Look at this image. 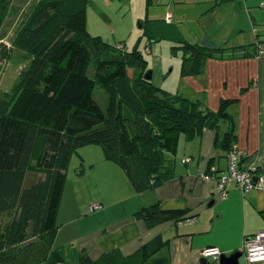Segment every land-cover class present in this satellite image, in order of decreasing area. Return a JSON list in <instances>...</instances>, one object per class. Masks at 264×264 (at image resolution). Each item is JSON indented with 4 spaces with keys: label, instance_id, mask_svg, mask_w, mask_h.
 <instances>
[{
    "label": "trees",
    "instance_id": "obj_1",
    "mask_svg": "<svg viewBox=\"0 0 264 264\" xmlns=\"http://www.w3.org/2000/svg\"><path fill=\"white\" fill-rule=\"evenodd\" d=\"M10 2L0 0V28ZM87 2L38 0L12 40L11 48L28 52L32 61L12 91L0 96V264H65L53 249L55 220L66 170L78 148L100 145L104 158L116 163L141 193L174 177L181 135L190 141L211 128L222 151L234 144L232 123L220 132L219 122L232 121L227 108L237 98L220 99L212 111L199 100L155 86L145 78L150 69L137 47L116 50L88 33ZM147 24V46L166 38L172 50H181L182 76L199 74L207 58H225L228 51V57L253 55L250 43L216 46L204 34L199 43H190L160 21ZM96 84L108 95L105 111L93 98ZM29 172L42 178L27 184ZM188 213V208L154 202L133 217L154 227L188 218ZM167 242L156 235L136 250L134 263L170 264L157 254ZM130 257L110 251L92 260L79 251L76 264H128Z\"/></svg>",
    "mask_w": 264,
    "mask_h": 264
},
{
    "label": "crops",
    "instance_id": "obj_2",
    "mask_svg": "<svg viewBox=\"0 0 264 264\" xmlns=\"http://www.w3.org/2000/svg\"><path fill=\"white\" fill-rule=\"evenodd\" d=\"M123 1L128 6L131 22L138 19L142 32L152 20L167 25L172 32H179L190 43H199L204 34L216 46L249 43L255 46L250 50L253 51L250 56L237 53L228 57L232 52L228 51L224 53L225 58H207L199 74L184 76L187 95H181L201 101L212 111L217 110L220 99L237 98L227 108L232 121H220L219 130H228L232 123L233 146L247 151V156L241 160L243 167H257L263 172L264 27L257 23L262 13L257 6L262 0H153L148 6L145 0ZM260 49L262 54H258ZM215 132L204 128L200 136L190 141L181 135L173 157L174 177L153 189L135 192L139 198L132 211L116 210L111 214L109 207L102 206L95 216V223L86 228L85 236L76 244L72 243L70 254L77 258L81 251L94 260L103 253L117 251L121 256H132L127 263L135 264L136 250L156 235L168 240L157 254L167 257L170 264H201V250L207 246H216L221 254L226 255L240 251L246 236L264 229V188L243 193L231 184L227 197L219 199L214 179L204 178V174L217 175L227 163L226 152L214 143ZM90 166L91 171L94 168ZM210 167H215L217 173L210 172ZM123 174L124 171L121 174L116 170L119 179H125ZM154 202H159L162 208H188L190 217L154 227H148L143 220L133 217L135 211ZM53 249L62 255L55 244ZM250 264H264V261Z\"/></svg>",
    "mask_w": 264,
    "mask_h": 264
},
{
    "label": "rangeland",
    "instance_id": "obj_3",
    "mask_svg": "<svg viewBox=\"0 0 264 264\" xmlns=\"http://www.w3.org/2000/svg\"><path fill=\"white\" fill-rule=\"evenodd\" d=\"M37 1L11 0L5 12L0 28V96L12 91L16 81L19 80L22 74L21 72L32 61V56L28 52L13 49L11 45L16 33ZM263 4L264 0L257 6L262 12L257 23L262 27H264ZM87 31L90 35H99L103 41L114 46L116 50L119 48L131 50L137 47L147 60V68L151 71V81L157 87L171 95H185L187 93L183 86V83H185L184 76L180 72L181 50H172L171 46L173 43L166 38L147 46V38L138 26V19L131 22L128 6L123 0H88ZM7 50L9 54L4 56L3 54ZM92 73L93 68L89 67L88 75H92ZM93 98L105 111L108 95L98 84L94 87ZM183 143L184 140L181 141L180 150ZM80 158H82L81 166ZM90 165L94 168L91 171L89 169ZM79 170L84 174L78 175ZM116 170L121 171V174L123 172L116 163L104 158L100 145L90 144L80 147L77 149V153L72 155L66 170L57 210L55 225L57 226L58 235L56 234L57 239L56 241L54 240V244L62 251V256L67 264L76 263L77 258L70 254L71 248L73 244L78 242L80 237L85 236L86 228L91 227L90 225L96 221L95 216L99 210L95 213L84 214V209H86L87 205L99 203L101 206L109 207L111 214L116 212V210L126 212L135 209L139 197L130 187L131 184L126 175L123 174L122 176L125 179L120 178V180L115 175ZM41 178L42 175L29 172L26 175V183L28 184ZM107 214L109 215V213ZM200 215L202 216V214ZM84 222H90L91 224ZM70 239L75 240L70 243L68 242ZM163 239H166V237ZM212 264H218V261ZM239 264H246L243 256L239 258Z\"/></svg>",
    "mask_w": 264,
    "mask_h": 264
},
{
    "label": "built area",
    "instance_id": "obj_4",
    "mask_svg": "<svg viewBox=\"0 0 264 264\" xmlns=\"http://www.w3.org/2000/svg\"><path fill=\"white\" fill-rule=\"evenodd\" d=\"M262 53V49L258 50V54ZM245 156H247V151L233 146L226 153L227 163L223 171L215 176L204 174L206 180L214 179L215 192L219 199L227 197L231 184H235L243 193H247L253 189L264 188V171L260 172L257 167H243L241 160ZM217 171L215 167H210V172L213 174L217 173ZM101 207L99 203H92L87 206L86 212L90 214L101 209ZM240 252L248 264L264 261V229L246 236L243 239ZM220 255L221 252L216 246H207L201 250V256L208 261H218Z\"/></svg>",
    "mask_w": 264,
    "mask_h": 264
},
{
    "label": "water",
    "instance_id": "obj_5",
    "mask_svg": "<svg viewBox=\"0 0 264 264\" xmlns=\"http://www.w3.org/2000/svg\"><path fill=\"white\" fill-rule=\"evenodd\" d=\"M145 78L146 79H150L151 78V71H148L145 74ZM242 257V253L240 251H236L233 252L229 255L226 254H221L219 257V264H239V258ZM200 263L201 264H209V262H207V259L202 257L200 258Z\"/></svg>",
    "mask_w": 264,
    "mask_h": 264
}]
</instances>
